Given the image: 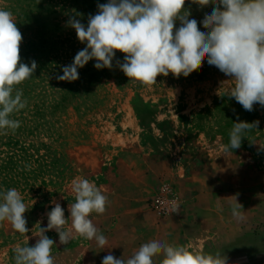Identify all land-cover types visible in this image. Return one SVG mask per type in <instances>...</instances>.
Masks as SVG:
<instances>
[{"label":"rangeland","instance_id":"1","mask_svg":"<svg viewBox=\"0 0 264 264\" xmlns=\"http://www.w3.org/2000/svg\"><path fill=\"white\" fill-rule=\"evenodd\" d=\"M107 2L0 0V8L13 13L22 33L20 62L37 63L32 78L14 86L27 100L26 108L11 117L21 126L7 134L0 131V191L14 187L21 193L28 207L24 216L29 229L20 234L9 222H0V264H14L15 248L35 245L54 202L64 209L68 219L64 228L69 230L68 206L75 203L71 182L79 177L100 187L108 181L107 171L115 160L133 159L137 145L174 169L162 173L170 180L161 177L148 202L161 218L177 213L159 214L154 200L160 194H171L179 211L191 203L199 189L183 194L186 178L196 184L206 182L214 201L226 206H230L227 197L238 194L246 218L238 221L231 210L216 205L219 216L209 218L216 239L207 248L190 251L220 252L230 264H264V107L257 103L249 112L228 97L232 82L221 86L229 77L206 60L187 77L169 73L159 75L153 85L141 86L129 82L120 70L116 62L123 63L125 54L116 51L111 69H96L93 59L78 69L77 80L56 78L86 47L68 26L69 18L75 16L87 26L89 15L98 12L97 5ZM212 7L201 8L191 0L185 4L200 30ZM240 121L259 124L244 133L240 148L225 152L229 133ZM98 167L101 170L95 172ZM45 235L55 241L51 252L55 264L63 262L65 250L90 242L73 237L68 244H60L54 229Z\"/></svg>","mask_w":264,"mask_h":264},{"label":"clouds","instance_id":"2","mask_svg":"<svg viewBox=\"0 0 264 264\" xmlns=\"http://www.w3.org/2000/svg\"><path fill=\"white\" fill-rule=\"evenodd\" d=\"M201 8L213 5L211 13H205L200 22L190 19L185 8L186 0H108L98 4V12L89 15L87 26L75 16L67 21L75 29L78 40L86 47L78 51L73 62L63 66V75L56 78L72 82L79 78L78 69L95 59L96 69L113 67L116 51L124 53V61H117L120 70L131 83L150 86L157 83L159 75L171 73L179 78L189 76L207 61L229 77L221 86L232 82L227 95L234 98L246 111L254 105L264 107V0H191ZM179 21V27H176ZM22 33L11 11L0 8V131L7 134L21 126L12 119L27 106L22 90L14 87L32 78L37 63H22L20 45ZM259 121L235 122L229 133V144L224 151L240 148L244 133L257 128ZM262 149L264 147L261 146ZM167 187V186H165ZM75 203L68 206L71 228L80 237L95 240L105 248L107 238L95 226L90 214H104L110 200L106 194L88 179L77 177L71 182ZM238 194L230 200L232 216L243 221L246 217ZM28 207L16 188L0 191V222L7 221L20 234L29 231L24 216ZM178 213L179 206L173 205ZM47 227H40L39 239L34 246L15 248L14 264H55L51 254L55 241L45 233L55 230L60 244H68L73 231L64 226V209L54 202L46 213ZM230 264L226 254L190 251L183 245H173L153 239L142 244L127 259L116 258L109 253L102 264Z\"/></svg>","mask_w":264,"mask_h":264},{"label":"crops","instance_id":"3","mask_svg":"<svg viewBox=\"0 0 264 264\" xmlns=\"http://www.w3.org/2000/svg\"><path fill=\"white\" fill-rule=\"evenodd\" d=\"M146 149L137 145L134 146L133 159H116L115 166L107 171L108 181L100 186L110 204L104 214L93 213L92 221L107 238L106 247H99L95 240L86 244L78 243L61 254V264H102L103 258L109 253L116 258L127 259L142 244L153 239L183 245L189 250L204 249L214 242L216 234L213 223H209L210 217L219 216L214 207L220 204L223 210H231V205L215 202L214 193L206 182L196 184L186 178L181 187L183 194L199 189L191 203H187L175 215L159 217L148 202L154 195L155 185L161 180L162 173L174 169L170 162L154 157ZM100 170L101 167H98L94 171ZM165 179L170 180L168 176ZM68 227L69 231H73V237L82 238L74 233L71 224ZM161 259V256L156 257L155 264H160Z\"/></svg>","mask_w":264,"mask_h":264},{"label":"built area","instance_id":"4","mask_svg":"<svg viewBox=\"0 0 264 264\" xmlns=\"http://www.w3.org/2000/svg\"><path fill=\"white\" fill-rule=\"evenodd\" d=\"M176 204L175 199L171 196V194H160L156 200H154V205L159 212V214L167 216L173 213L171 210L173 205Z\"/></svg>","mask_w":264,"mask_h":264},{"label":"trees","instance_id":"5","mask_svg":"<svg viewBox=\"0 0 264 264\" xmlns=\"http://www.w3.org/2000/svg\"><path fill=\"white\" fill-rule=\"evenodd\" d=\"M201 31H206L204 28H201Z\"/></svg>","mask_w":264,"mask_h":264}]
</instances>
